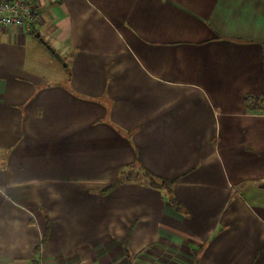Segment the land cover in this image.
<instances>
[{
    "label": "crops",
    "instance_id": "crops-1",
    "mask_svg": "<svg viewBox=\"0 0 264 264\" xmlns=\"http://www.w3.org/2000/svg\"><path fill=\"white\" fill-rule=\"evenodd\" d=\"M34 3L0 25V264H264V0ZM130 170L177 207L104 191Z\"/></svg>",
    "mask_w": 264,
    "mask_h": 264
},
{
    "label": "built area",
    "instance_id": "built-area-1",
    "mask_svg": "<svg viewBox=\"0 0 264 264\" xmlns=\"http://www.w3.org/2000/svg\"><path fill=\"white\" fill-rule=\"evenodd\" d=\"M40 12L34 0H4L0 2V25L33 32Z\"/></svg>",
    "mask_w": 264,
    "mask_h": 264
},
{
    "label": "trees",
    "instance_id": "trees-1",
    "mask_svg": "<svg viewBox=\"0 0 264 264\" xmlns=\"http://www.w3.org/2000/svg\"><path fill=\"white\" fill-rule=\"evenodd\" d=\"M257 98V97H256ZM249 97H246L245 100H248ZM258 100V99H257ZM142 176L145 177V180L147 182V184L152 187V188H156V189H162L165 191L166 194V200H168V202L173 206V207H177V201L174 200V197L172 196V190H171V186L173 184V180H166V179H161V178H157L155 176H152L149 172L147 171H143L142 172ZM131 177L130 176H126V177H119L115 179V181L113 182L112 185H110L109 187H107L106 189H104V191H109L111 188H114L117 184H119L120 182L124 181V180H129ZM44 236H42V242L44 240ZM34 264H38V262H35Z\"/></svg>",
    "mask_w": 264,
    "mask_h": 264
},
{
    "label": "rangeland",
    "instance_id": "rangeland-1",
    "mask_svg": "<svg viewBox=\"0 0 264 264\" xmlns=\"http://www.w3.org/2000/svg\"><path fill=\"white\" fill-rule=\"evenodd\" d=\"M137 172V173H136ZM139 175H143L142 174V172L141 171H133V170H130V171H127L126 172V174L124 175V177H126V176H130V177H134V176H137V177H139ZM143 177V179H145V177L144 176H142Z\"/></svg>",
    "mask_w": 264,
    "mask_h": 264
},
{
    "label": "water",
    "instance_id": "water-1",
    "mask_svg": "<svg viewBox=\"0 0 264 264\" xmlns=\"http://www.w3.org/2000/svg\"><path fill=\"white\" fill-rule=\"evenodd\" d=\"M47 48L50 50L51 54H53L54 57H55L60 63H62L63 65H65V63L63 62V59L61 58V56H60L59 54H57V52H55V51H54L52 48H50L49 46H48Z\"/></svg>",
    "mask_w": 264,
    "mask_h": 264
}]
</instances>
